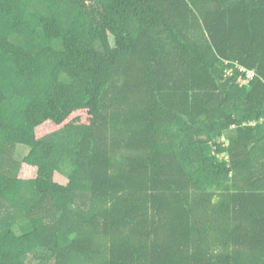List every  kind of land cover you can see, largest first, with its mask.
<instances>
[{
	"label": "trees",
	"instance_id": "obj_1",
	"mask_svg": "<svg viewBox=\"0 0 264 264\" xmlns=\"http://www.w3.org/2000/svg\"><path fill=\"white\" fill-rule=\"evenodd\" d=\"M1 216L0 264H264V0H0Z\"/></svg>",
	"mask_w": 264,
	"mask_h": 264
},
{
	"label": "rangeland",
	"instance_id": "obj_2",
	"mask_svg": "<svg viewBox=\"0 0 264 264\" xmlns=\"http://www.w3.org/2000/svg\"><path fill=\"white\" fill-rule=\"evenodd\" d=\"M71 138H66L65 135L63 134H58L56 137H55V142H56V146H57V150L59 152H57V155H55V158H56V162L58 163L59 165V173L56 175L55 177V180L57 182H60V183H66V179H65V176H64V172L67 170L66 169V159H68L67 156H69V151H71ZM71 145V146H70ZM27 148L25 146H17L16 147V150H15V157L16 159H19L23 156H25L27 154ZM220 159L223 158V155H220L219 157ZM225 158V157H224ZM22 178H25L26 180H34L35 176H36V170L34 168H31V167H28V166H23V169H22V173L20 175ZM15 214V212L12 210L11 213H7L9 216H12L13 214ZM12 214V215H11ZM0 224L2 226V228H7L6 226V216H1L0 217Z\"/></svg>",
	"mask_w": 264,
	"mask_h": 264
},
{
	"label": "clouds",
	"instance_id": "obj_3",
	"mask_svg": "<svg viewBox=\"0 0 264 264\" xmlns=\"http://www.w3.org/2000/svg\"><path fill=\"white\" fill-rule=\"evenodd\" d=\"M244 82H246V80Z\"/></svg>",
	"mask_w": 264,
	"mask_h": 264
}]
</instances>
